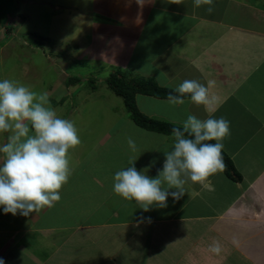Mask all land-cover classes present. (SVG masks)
<instances>
[{"label": "crops", "instance_id": "0c3cea01", "mask_svg": "<svg viewBox=\"0 0 264 264\" xmlns=\"http://www.w3.org/2000/svg\"><path fill=\"white\" fill-rule=\"evenodd\" d=\"M34 1L44 0L30 4ZM213 6L212 14L207 5L195 8L194 0H144L142 5L137 0H70L57 8H74L83 23L81 35L88 42L79 45L81 57L106 64L101 67L112 73L123 69L132 79H153L161 94L174 95L186 79L214 80L212 117L230 122L223 151L240 178L224 168L208 178L207 186L189 183L180 200L172 203L169 196L164 212L149 215L138 213L137 204L125 208L112 180L106 193L92 185L98 200L90 210L93 220L83 212L73 217L75 223L65 222L63 196L27 217L5 214L0 207L4 264H264V8L251 0H213ZM69 93L73 99L76 93ZM137 95L162 107L156 119L177 126L190 114L209 115L188 96L183 105L172 106L168 95L142 93L135 95L139 111ZM64 103L54 105L57 114ZM7 135L0 133V144ZM141 217L144 222L138 223ZM214 241L222 246L219 256L208 251Z\"/></svg>", "mask_w": 264, "mask_h": 264}, {"label": "rangeland", "instance_id": "374dc122", "mask_svg": "<svg viewBox=\"0 0 264 264\" xmlns=\"http://www.w3.org/2000/svg\"><path fill=\"white\" fill-rule=\"evenodd\" d=\"M30 1L33 0H0V80H16L34 91H47L52 108L61 100L65 101L64 105H59L58 116L75 122L81 140L69 151L73 171L60 190L62 200L67 201L64 220L75 223L74 218H81L83 212L91 218L90 210L98 201L93 197L92 185L95 190H102L101 193L112 190L109 184L115 172L130 166V160H135L138 171L155 178L156 174L151 172L159 170L164 153L173 145V138L139 127L127 115L123 97L116 95L106 82L112 70L102 68L106 66L102 62H89L81 57V45L88 42L86 35H81L83 23L78 21L74 8L69 7L67 12L57 8L63 1L70 0H44L42 4L37 1L30 4ZM251 2L264 8L263 0ZM84 25L87 29V19ZM119 71L122 74L125 70ZM125 72L123 75L131 80L129 72ZM69 77H78L82 82L72 83L66 90L63 86ZM139 78L144 77L137 75L134 79ZM94 84L98 85L95 90ZM69 91L76 93L73 99ZM137 97L143 113L150 118L162 117L163 109L157 102L146 96ZM78 104L76 112L72 113V108ZM67 105L69 107L65 108ZM128 137L136 143L135 152L128 147ZM132 205L136 203L126 200L124 207ZM137 207L138 213L146 215L166 210L152 206L144 212L139 205ZM108 212L105 215L108 216Z\"/></svg>", "mask_w": 264, "mask_h": 264}, {"label": "clouds", "instance_id": "9594fccd", "mask_svg": "<svg viewBox=\"0 0 264 264\" xmlns=\"http://www.w3.org/2000/svg\"><path fill=\"white\" fill-rule=\"evenodd\" d=\"M143 4L144 0H137ZM181 4L182 0H172ZM207 5L214 11L213 0H194V7ZM214 80L203 84L186 79L175 92L168 94L172 106L183 105L184 96L196 105H202L208 118L188 115L183 130H172L173 145L164 153L162 170L155 178L149 177L130 160L125 169L115 172L113 192L128 201H135L144 212L152 206L167 207L169 196L180 200L187 192L186 185L202 184L218 171H223L222 141L230 135V122L213 118L216 97L211 93ZM0 133H7L6 142L0 144V207L5 214L29 216L39 214L60 201V190L72 174L69 151L80 143L75 122L58 116L50 105L47 91L37 92L19 81L0 80ZM211 141H215L212 143ZM131 151L137 150L131 137L127 138ZM174 189V191H169ZM144 218L138 219V223ZM148 222L151 219L148 218ZM208 251L219 256L221 244L214 241ZM0 264H4L0 259Z\"/></svg>", "mask_w": 264, "mask_h": 264}, {"label": "trees", "instance_id": "16d2710c", "mask_svg": "<svg viewBox=\"0 0 264 264\" xmlns=\"http://www.w3.org/2000/svg\"><path fill=\"white\" fill-rule=\"evenodd\" d=\"M66 81L68 86L72 85V83L82 82V80L78 77H69ZM106 82L116 95L123 97L131 119L139 126L150 131L168 135L172 134V130L174 128L183 130L182 127L174 125L170 122L156 118H150L138 110L135 102V95L137 93L153 95L157 97L168 95L167 93L161 94L159 92L162 89L159 88L153 79L139 78L137 80H128L126 79L125 75L120 73V71H114L110 74V76L107 77ZM92 88L97 89L98 85L94 84L92 85ZM211 142L215 143V141ZM222 157L225 165L224 168L229 172V174L234 178H240V175L235 169L233 162L224 151H222Z\"/></svg>", "mask_w": 264, "mask_h": 264}, {"label": "water", "instance_id": "95a60500", "mask_svg": "<svg viewBox=\"0 0 264 264\" xmlns=\"http://www.w3.org/2000/svg\"><path fill=\"white\" fill-rule=\"evenodd\" d=\"M264 1V0H263Z\"/></svg>", "mask_w": 264, "mask_h": 264}]
</instances>
